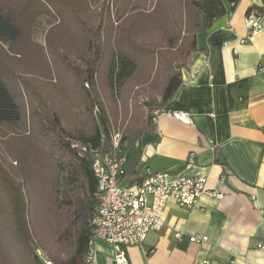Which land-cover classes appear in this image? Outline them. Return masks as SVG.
I'll return each instance as SVG.
<instances>
[{
	"label": "trees",
	"instance_id": "1",
	"mask_svg": "<svg viewBox=\"0 0 264 264\" xmlns=\"http://www.w3.org/2000/svg\"><path fill=\"white\" fill-rule=\"evenodd\" d=\"M239 1L0 0V123L22 128L28 109L30 131L11 139L60 154L46 191L26 172L0 178V264H42L37 249L84 264L97 181L91 154L71 143L98 148L119 120L124 173L134 172L135 142L180 86L197 34ZM42 17L43 44L33 38Z\"/></svg>",
	"mask_w": 264,
	"mask_h": 264
},
{
	"label": "crops",
	"instance_id": "2",
	"mask_svg": "<svg viewBox=\"0 0 264 264\" xmlns=\"http://www.w3.org/2000/svg\"><path fill=\"white\" fill-rule=\"evenodd\" d=\"M251 7L262 28L249 38ZM196 46L180 86L135 142L137 165L124 180L147 173H162L168 182L204 178L207 191L190 209L167 203L163 227L126 250L128 263L264 264L258 248L264 242V77L257 68L264 57V0H240L197 34ZM176 111L188 113L191 123L175 119ZM6 168L0 166V175ZM191 236L206 241L191 243ZM113 256L111 244L94 240L92 264H114Z\"/></svg>",
	"mask_w": 264,
	"mask_h": 264
},
{
	"label": "built area",
	"instance_id": "3",
	"mask_svg": "<svg viewBox=\"0 0 264 264\" xmlns=\"http://www.w3.org/2000/svg\"><path fill=\"white\" fill-rule=\"evenodd\" d=\"M245 24L251 38L261 30L262 16L257 10H251L246 14ZM257 68L264 77V57ZM158 113L152 115V120ZM171 115L183 123H191L188 113L176 111ZM70 146L79 152V156L86 152L91 154L92 173L97 181V205L90 220L92 232L84 264L93 263L95 239L112 245L114 264H129L126 250L141 245L149 232L161 230L167 203L173 201L190 209L207 191L204 178L168 182L162 173H147L137 182H126V154L118 134L110 133L109 141L102 139L101 146L95 149L77 142ZM211 194L217 200L223 198L220 192L213 191ZM188 240L200 243L206 241V237L191 236ZM258 248L264 250V242L258 244ZM36 254L42 264H54L42 252L37 251Z\"/></svg>",
	"mask_w": 264,
	"mask_h": 264
},
{
	"label": "rangeland",
	"instance_id": "4",
	"mask_svg": "<svg viewBox=\"0 0 264 264\" xmlns=\"http://www.w3.org/2000/svg\"><path fill=\"white\" fill-rule=\"evenodd\" d=\"M110 9L113 13L115 12L114 7L111 6ZM49 24L50 20L45 17H42L37 21L33 33V38L37 43L43 44L44 34ZM158 111L160 112L161 109L153 110L151 116ZM23 126L25 128H20L19 126L13 127L6 123H0V166H9V168L4 170V172L6 171V175L14 176L15 174H24V172H26L30 181L33 180L34 183H39V186L37 187H41V189L43 188L44 191H46L48 183L53 180L54 164L58 160L57 157H60V154L54 153V155L48 157L47 155H44L45 152H48L47 148L42 144L31 143L25 145L20 140L11 139L12 135L17 136L30 131L31 122L29 120L28 109L26 110V118L23 122ZM119 126V120L115 122L111 119V133L118 134L121 141L123 134ZM25 151H28V153L25 154ZM2 177H4L3 174L0 175V178ZM37 251L42 252L48 257V255L41 249H37Z\"/></svg>",
	"mask_w": 264,
	"mask_h": 264
}]
</instances>
